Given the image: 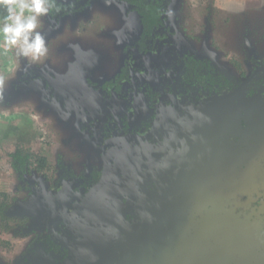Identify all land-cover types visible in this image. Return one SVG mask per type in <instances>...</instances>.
<instances>
[{"label": "flooded vegetation", "instance_id": "af4514ba", "mask_svg": "<svg viewBox=\"0 0 264 264\" xmlns=\"http://www.w3.org/2000/svg\"><path fill=\"white\" fill-rule=\"evenodd\" d=\"M170 34L169 29L168 37L161 41L158 40L152 51L144 55L142 49L135 46L140 34L132 36V45L125 46V56L121 64L115 66L113 74L101 82L94 78L96 72L89 70L96 67H86L83 71L84 73H93L94 77L82 74L81 78L80 75H77L70 84H59L53 82L55 79L51 81L47 79L48 89L54 87L56 91L58 90L66 98L71 99L72 102L66 101V103L72 104L73 108L81 107L82 128L80 127L78 132L82 134V129H84V132L86 131L85 133L89 135L90 139L88 140L91 142L89 149L92 148L95 155L90 156L89 162L86 161L77 166L71 160L68 161L64 154L58 153L51 174L45 176L44 172H39L40 174L35 173L32 177H27L28 180L35 178L30 180L31 184H36L34 189H39V183L42 186V183H45L48 185L46 186L47 191L55 192L57 191L55 190L56 181L62 178V189L77 193L72 202L78 205L66 207L62 200H58V204L52 206L50 201V205L45 206L47 209L46 219L52 215L47 222L44 215L40 219L37 218L36 221L35 216L31 214L33 227L29 231L20 236H16L14 233L1 234L0 264H79L78 256L67 246L77 251L81 256L82 264H87L89 261L95 264H219L218 261L210 259V255L214 252L215 256H220L222 252L221 260L226 256L224 264H234L240 258L247 259V256L252 258L253 255L264 253V247L257 248V244H262L260 235L264 237L262 231L264 221L259 213H256L260 207L264 206V197L260 199L256 192L257 182L261 183L262 177L254 176V171L249 169L242 170V174L239 176L230 177L228 172V174L224 173V182L243 180V183L239 187L237 186V189L227 193V199H224L226 200L225 205L222 204L224 201L222 198L211 199L212 197H210V200H215L219 207L217 209L213 207L206 218L212 226L211 230H201L199 234V230H195L196 228L192 224L193 220L198 218V211L201 213L206 210L205 205L195 203L194 207H188L191 203V200H188L191 192L182 186L174 190L173 185H177V183L173 184L174 179H168V177L176 176V172L173 168H168L169 171L163 167L166 159L173 153L172 151L179 154L181 147L187 148L190 158L194 162L192 165L198 166L204 157L200 152L194 150L195 146L200 143L204 147L207 145V141L203 138V141L197 142L196 130L199 126L201 130L210 125L213 118L211 116L213 106L231 103L233 105L247 104L255 98L254 102L260 100L262 109L259 106L255 108L258 112L264 111V86H259L253 94H247L242 90L229 99L204 101L233 92L264 65L256 66L250 60L246 67L245 64L231 58L230 62H216L213 58L204 57L201 53L185 49L180 45L174 50L171 47L172 35ZM162 41L163 44H160ZM186 53L209 60L211 66L217 67L227 79L233 78L241 83L232 91L224 90L220 93L210 91L209 85L202 83H197L191 91L183 89L181 84L175 82L179 80V60ZM234 72L238 73V76ZM170 96L174 97L183 109L176 106ZM188 107H193V109H184ZM76 115L80 117L77 113ZM242 120L239 119L240 129L246 131L249 122ZM262 122H264L263 118L257 117L255 123L260 129L261 125L259 124ZM155 125L156 130L147 138ZM249 130L251 131L252 128ZM256 132L257 130L254 129L252 134ZM236 134L238 133L236 132ZM127 137L142 138L143 140L133 139L106 148L108 141ZM263 145L264 141L261 146ZM258 149L262 150L263 148ZM151 151L155 155H151L149 153ZM147 153L149 156L144 157ZM60 156H63L62 161L67 166V171L63 176H61L59 166ZM157 158L160 160L155 162L154 160ZM121 160H124L125 165L129 167L130 177L128 178L123 175L114 177L113 164ZM222 168L225 170L224 165ZM257 171L262 176L264 175V169ZM96 172H100L101 175L97 176ZM235 172L237 171L235 170ZM66 174L67 176H65ZM104 177L105 182L102 189L90 200L78 219L58 221L51 228L49 227L52 217L76 211L87 194ZM39 178H42V181ZM47 179L51 184L46 182ZM76 180L79 182L74 185ZM110 183H112L116 195H121L124 192L136 195L130 207L131 212L126 217L129 220L125 223L133 222L139 231L132 225L123 227L122 224L118 225L114 221L116 214L109 212L116 208L114 204L97 205L100 213H103L100 217L110 214L109 218L102 222L97 221V216L91 218L88 215V212L91 211L95 213L96 208L92 209L91 204L99 196L102 197V192ZM262 183H264V179ZM50 186L54 188L50 190ZM259 186L264 190L263 184ZM243 188L245 191H241ZM34 189L29 198L38 194V192H34ZM249 189L258 198L248 208L243 209L237 204L244 202L247 195L242 197V193ZM166 191L168 195L164 194ZM224 192V188L221 186L219 193L224 196ZM205 193L204 190L201 196H204ZM201 196L196 197V200L198 201ZM150 199L155 200L154 204L158 203L159 206L156 208L154 206L153 210L146 212L142 206ZM184 201L185 206H183ZM124 203L127 201L124 200ZM167 204L170 205L168 210ZM40 206L42 207L43 204ZM56 206L62 207V211L51 214V208ZM120 208L122 209V206ZM167 211L171 215L167 216ZM10 212L15 213L12 209ZM249 216L250 219H248ZM227 229H229L228 232H226ZM251 229L254 231L250 232ZM77 231L82 235V239H79L81 241L78 243L75 238ZM235 231L239 234L237 238H235L237 236ZM247 234L250 235L248 239L245 238ZM204 235H212L213 237H211L219 240L220 244L216 247L215 241L209 240L210 237L203 240L194 248L196 257L193 259L190 255L192 247L187 245L183 248L182 242L189 236L193 239ZM46 236L49 238L44 239ZM231 238H235L237 241H233ZM242 239L244 241H240ZM193 242L191 243L193 244ZM224 246L227 251L223 252ZM251 246L252 249L249 252ZM111 260L115 261L111 262ZM253 264H262V261L254 259Z\"/></svg>", "mask_w": 264, "mask_h": 264}, {"label": "rangeland", "instance_id": "374dc122", "mask_svg": "<svg viewBox=\"0 0 264 264\" xmlns=\"http://www.w3.org/2000/svg\"><path fill=\"white\" fill-rule=\"evenodd\" d=\"M170 1L167 22L172 35L171 47L174 50L180 45L185 49L197 51L204 57L213 58L216 62H230L231 58L245 64L246 67L251 57L255 60L264 57V0ZM2 15L3 13L0 12V16ZM262 18L263 23L260 25ZM37 30L45 37L48 49L47 55L38 62L18 56L15 48L5 50L0 40V79L3 81L0 84V202L3 201V194L11 196V204L15 202L14 197L21 199L24 196V192L15 190L17 181L10 164V153L17 148H21L24 152H31L35 156L46 157L47 170L44 173L47 175L52 173L49 169H53L58 153L64 154L68 161L71 160L77 166L90 160L91 155H95L93 149H89L91 143L88 140L89 135L85 133L86 131L84 132V129L82 134L78 132L82 126L81 107L73 108L72 104L66 103L71 99L56 91L54 87L48 89L45 83L47 79L48 81L55 79L53 80L55 83L70 84L75 76L80 75L82 78V74L94 77L93 73L83 72L86 67H96L89 69L96 72L94 78L99 82L105 80L113 74V68L121 64L125 56V46L132 45L131 37L138 36L142 27L139 16L135 12L115 3L100 1L86 8L84 12L57 23L44 15L40 17ZM134 50L137 52L136 49ZM247 72L249 73L248 70ZM234 74L238 76V73L234 72ZM254 100L255 98L247 104L233 105L231 103L212 107L213 118L210 125L201 130L199 126L196 130L197 142L203 141V138L207 141L204 147L200 143L195 146L194 150L204 157L198 166L192 165L194 162L187 148L184 147H181L179 154L172 151L173 153L163 165L164 168H173L176 172V176L168 177V179H174L173 184L177 183L173 185L174 190L182 186L191 192L189 193L191 196L188 197L191 203L188 207H194L195 203L205 205L206 210L201 213L198 211V218L194 219L192 224L195 230H199V234L201 230H211L212 226L206 218L213 207L216 209L219 207L215 200H210V197L211 199L215 197L227 199V193L229 194L230 190L237 189L243 183V180L224 182V173H229L231 177L239 176L245 169L253 170L254 176L262 177L261 183L257 182L256 192L260 199L264 197V190L259 186L264 185L262 183L264 175L257 171L264 169V145L261 146L264 141V129H262L264 122L259 124L261 129L255 123L257 117L264 120V111L258 112L255 107H261L260 100L258 99L257 102ZM239 119L249 122L246 131L240 129ZM250 128H252L251 131ZM254 129L257 132L252 134ZM234 130H236L235 133ZM68 141L69 143H66ZM261 147L262 150L258 149ZM149 153L155 155L152 151ZM145 156H149L148 153ZM158 159L160 160L157 158L154 161L158 162ZM184 160L186 161L182 164ZM125 164L124 160L113 164L114 177L122 175L126 178L130 177L129 167ZM222 165L225 166V170ZM33 179L35 178L30 180ZM39 180L42 181V178ZM78 182L76 180L73 184L76 185ZM42 184L43 186L39 183V189H34L35 193L38 192L36 196L32 195L28 201L16 204L11 208L12 211L17 213L27 211L26 213L35 216L37 221V218L40 219L43 215L45 217L46 211L40 206L42 204L46 205L51 201L52 206H55L58 200H62L66 207L78 205L72 202L77 194L74 191L70 192L68 189L59 192L47 191L48 185ZM221 186L225 191L224 196L219 193ZM204 190L206 193L201 196ZM164 194L168 195V192ZM245 195L247 197L244 202L237 204L243 209L248 208L258 198L253 191L250 192V189L242 193V197ZM101 196L91 204L92 209L96 208L95 213L88 212L91 218L97 216L98 222L106 220L110 214L100 217L103 213H100L97 205L114 204L116 208L109 211L116 214L114 221L118 225L122 224L123 227L132 225L139 231L133 222L125 223L129 220L126 217L131 212L130 207L135 194L124 192L116 195L110 183ZM199 196L201 197L197 201L196 197ZM124 200L127 203H124ZM225 201H222L223 205ZM154 202L155 200L150 199L148 203L143 204L142 209L146 212L153 210L154 206L155 208L159 206ZM185 204L184 201L183 206ZM169 206L167 204V210ZM164 208L165 205L163 210ZM256 213H259L264 221V206L260 207ZM167 214V216L171 215L168 211ZM228 231L229 229L226 230ZM253 231L254 229L250 230V232ZM211 236L204 235L193 239L189 236L182 242V246L183 248L187 245L192 247L190 255L194 259L196 251L193 250L203 240L210 237L209 240H214L216 247L220 244L219 240ZM238 236L237 233L235 238ZM248 236L250 235L247 234L245 238L248 239ZM260 237L262 244H257V248L264 247V237L262 235ZM75 238L78 243L82 235L77 231ZM235 238L231 239L237 241ZM192 241H194L193 244ZM251 249L252 246L249 252ZM224 251H227L225 246ZM210 259L218 261L219 264L226 262V256L221 260L222 252L220 256H215L214 252L210 255ZM254 259L264 264V253L253 255L252 258L250 256H247V259L240 258L234 264H253ZM113 261L115 260H111ZM87 264L95 263L89 261Z\"/></svg>", "mask_w": 264, "mask_h": 264}, {"label": "trees", "instance_id": "16d2710c", "mask_svg": "<svg viewBox=\"0 0 264 264\" xmlns=\"http://www.w3.org/2000/svg\"><path fill=\"white\" fill-rule=\"evenodd\" d=\"M100 1L124 6L131 12L138 14L142 31L138 37L139 39L135 43V46L142 49L141 51L143 55L152 51L158 40L161 41L168 37L169 29L167 21L168 9L171 3L170 0H48L50 7L48 13L46 14V18H49L57 23L70 16H75L84 12L86 8H89L92 4ZM262 21L263 18L260 21V25L263 23ZM160 44H163V41ZM250 59L256 64V66L264 65V57L257 60L252 57ZM178 65L180 69V72L178 73L179 80L175 83L181 84L183 89H187L189 91H191L197 83L209 85L208 89L210 91H216V93H220L224 90L232 91L239 83H241L240 81H235L233 78L227 79L225 74L217 67L211 66L209 60L194 56L191 53H186L183 57H181ZM259 86H264V74L258 75V77L253 79L243 92L253 94ZM62 157L63 156L59 157L61 161L59 165L61 176H63L67 171V166L64 164V161H62ZM10 158L11 167L17 178L15 190L19 192L21 191L22 193L24 192V196L21 199L13 198L15 202L11 204V196L3 194V201L0 202V235L14 233L16 236H20L33 227V216L25 213L27 211L24 213L15 212L12 214L10 210L16 204L30 199L29 195L32 194L36 184H31L27 177H32L35 173L47 170V158L40 155L35 156L31 152H24L21 148H17L13 153H10ZM96 174L97 176L101 175L100 172H96ZM45 176L48 175L45 174ZM65 176H67V174ZM46 182L51 184L48 179ZM56 183L57 186L55 190H65V188L62 189V178L57 180ZM53 188V186H50V190ZM47 205H50V202L42 206L46 212L47 209L45 206ZM60 211H62V207L56 206L51 208V214H53V212L57 213ZM51 216L47 217L46 222ZM262 231L264 234V222ZM48 238L49 236H46L44 239ZM240 247H242V245H240Z\"/></svg>", "mask_w": 264, "mask_h": 264}, {"label": "clouds", "instance_id": "9594fccd", "mask_svg": "<svg viewBox=\"0 0 264 264\" xmlns=\"http://www.w3.org/2000/svg\"><path fill=\"white\" fill-rule=\"evenodd\" d=\"M49 7L48 0H0V40L5 50L15 48L18 56L32 62L45 57L46 39L37 29Z\"/></svg>", "mask_w": 264, "mask_h": 264}, {"label": "water", "instance_id": "95a60500", "mask_svg": "<svg viewBox=\"0 0 264 264\" xmlns=\"http://www.w3.org/2000/svg\"><path fill=\"white\" fill-rule=\"evenodd\" d=\"M260 73H264V67H261V68L257 69L254 72V74L249 79H247L239 88H237L233 92L228 93V94H225V95H222V96L212 97V98L206 99L204 101H207V100L217 101V100H225V99L232 98L235 95H237L238 93H240L242 90H244L253 81V79L258 74H260ZM170 99L174 102V104L176 106H178L179 108L183 109L176 102V99L174 97L170 96ZM184 109L185 110H190V109H193V107H188V108H184ZM154 130H156V125H155L153 131L151 132V134L147 138H149L154 133ZM133 139L143 140L142 138H131V137H127V138H116V139H113V140L108 141L107 144H106V148H108L110 146H115L117 144L124 143V142L129 141V140H133ZM104 182H105V177L103 178V180L98 185H96L87 194V196L84 198L83 202L80 204L79 208L76 211H74V212H72L70 214H64V215H58V216L52 217L50 219V222H49V227L51 228L52 225L54 223L58 222V221H66V220H75V219H78L81 216L83 210L86 208V206L90 202V200L98 193V191H100V189H102V186L104 185ZM67 248L70 249L73 253H75L78 256L79 264H82L81 256L77 253V251H75L72 247H69V246H67Z\"/></svg>", "mask_w": 264, "mask_h": 264}]
</instances>
